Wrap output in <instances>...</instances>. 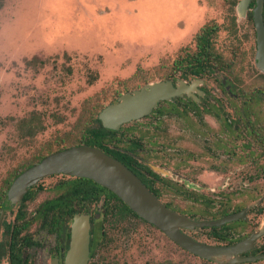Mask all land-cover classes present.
<instances>
[{
  "label": "rangeland",
  "instance_id": "obj_1",
  "mask_svg": "<svg viewBox=\"0 0 264 264\" xmlns=\"http://www.w3.org/2000/svg\"><path fill=\"white\" fill-rule=\"evenodd\" d=\"M233 1L239 0H0V184L38 150L74 140L78 123L81 127L93 105L101 107L99 113L123 92L166 75L181 54L195 50V35L202 27H221L215 48L231 59L235 39L226 28L228 19L236 17ZM238 22L243 38L244 20ZM251 42L244 41L243 48ZM241 74L247 89L250 75L246 68ZM30 119L43 127L33 138L25 129ZM141 126L125 125L123 134ZM58 182L42 180L28 208L53 197ZM205 187L211 206L190 201L193 219L244 205L224 183ZM97 221L112 240L103 264H215L181 250L136 218L108 213ZM185 233L213 244L207 230ZM42 239L53 245L51 237ZM0 264H7L6 259Z\"/></svg>",
  "mask_w": 264,
  "mask_h": 264
},
{
  "label": "flooded vegetation",
  "instance_id": "obj_2",
  "mask_svg": "<svg viewBox=\"0 0 264 264\" xmlns=\"http://www.w3.org/2000/svg\"><path fill=\"white\" fill-rule=\"evenodd\" d=\"M239 1H235L234 6L231 5L235 7L236 17L228 19L226 28L235 39V45L229 51L232 58H223L222 54L216 51L215 38L221 27L212 25L210 28L213 32V52L218 56L212 64L202 66V71L197 76L189 74L187 67L174 64L167 68L166 75L156 81L145 82L123 92L122 94L130 93L152 82H169L173 88L182 89L180 95L160 101L149 115L128 123L143 125L132 133L123 134V127L128 124L114 131L116 143L108 145L106 152L101 150L122 163L156 199L173 212L195 221L217 220L238 214L237 220L220 227L182 230L183 233L207 230V237L213 244L185 234L197 242L209 245H233L253 233L264 230V71L255 63L258 44L254 9L257 0H250L243 17H239L236 10ZM261 14L264 26V0ZM240 20H244L243 38L238 36L241 29L238 24ZM250 38L251 45L244 49L243 42ZM245 57H250L251 61L241 63ZM245 68L251 79L247 89L241 80V73ZM208 83L213 86L212 91L209 90ZM50 178L59 180L53 187V197L56 196L59 185L85 179L65 175H52L45 179ZM210 183H224L229 187L230 196H240V202L244 205H238L229 212L221 211L219 215H211L207 219L208 215H202L205 219H193L191 211L188 210V203L191 201L210 207L211 195L203 190ZM38 184L34 186L37 189L33 187L37 193L35 197L25 203L28 213L37 214L41 204L46 201L33 210L28 208V204H32L41 191ZM190 187L195 189L190 190ZM71 203L75 211L72 217L76 214L89 217L87 264H103L106 258L104 252L110 248L112 240H107L103 225L97 220L108 213L113 216H132L115 200L107 205L104 199L93 203L89 190L85 197H79ZM19 205H7L8 209L4 210L0 245L5 238L2 226L4 218L7 216L6 222L13 226ZM14 233L13 229L8 235L6 256L0 257L5 258L7 264H11L13 253L18 251H21L20 264H64L70 246V224L68 241L47 235L41 223H31L23 226L19 235L20 246L14 249ZM43 237H51L53 245L48 246ZM0 252H3L1 247ZM258 255H264V233L240 256Z\"/></svg>",
  "mask_w": 264,
  "mask_h": 264
},
{
  "label": "water",
  "instance_id": "obj_3",
  "mask_svg": "<svg viewBox=\"0 0 264 264\" xmlns=\"http://www.w3.org/2000/svg\"><path fill=\"white\" fill-rule=\"evenodd\" d=\"M249 2L250 0L239 1L236 7L239 17L245 16ZM262 2L263 0H257V6L254 9L258 44L255 63L264 71ZM181 90V87L173 88L169 82L149 83L140 89L120 95L116 102L105 106L99 112L97 119L103 128L117 131L123 125L149 115L160 101L170 100L171 97L180 95ZM52 175L85 178L109 190L140 219L157 228L182 250L201 260L215 264H244L264 260V255L240 256L249 250L264 230L228 246L197 242L182 230L220 227L237 220L239 215L232 214L217 220L195 221L173 212L156 199L122 163L100 149L88 145L53 152L21 172L12 181L7 191L6 204L10 207L19 205L31 188ZM3 216L4 210H1L0 228ZM89 232V217L81 214L74 215L70 223V246L64 264H87Z\"/></svg>",
  "mask_w": 264,
  "mask_h": 264
},
{
  "label": "trees",
  "instance_id": "obj_4",
  "mask_svg": "<svg viewBox=\"0 0 264 264\" xmlns=\"http://www.w3.org/2000/svg\"><path fill=\"white\" fill-rule=\"evenodd\" d=\"M235 3L236 2L233 1L231 5L234 6ZM210 27L211 26H204L200 29L195 35V50L193 52L181 54L174 62L175 65L187 67L189 74L197 76L202 71V66L212 64L214 58L218 56L213 52V32ZM100 108L99 105H93L92 109L89 111V116L84 119L81 127L78 123V128L76 129L77 136L74 140H66V143L56 142L53 146L47 145L48 147L43 148V150H38L30 159L19 163L7 174V177L0 184V212L8 208L6 204V194L12 181L21 172L38 163L45 156L56 151L80 145H88L106 152L108 150V145L116 143V132L103 128L100 121L97 119L99 114L98 110ZM25 129L26 135L33 138L37 133L42 131L43 127L40 121L30 119L26 121ZM34 188L25 195L20 205L17 207L18 212L15 216V224L12 226L6 221L2 224L5 238L0 245V247L3 248V252H0V257L6 256L5 248L9 240V233L14 229L15 238L13 239V248L15 249L20 246L18 245L19 242H21L19 235L23 226L25 227L27 224L30 225L31 223H41L47 235L56 236L58 240L68 241L69 224L72 220V214L75 212L71 202L79 197H85V193L88 190L90 191L91 201L93 203L104 199L105 205H107L111 203L112 200H115L130 216L141 220L109 190L88 179H77L75 182L59 185L57 193L55 192L56 196L43 202L37 214L28 213L25 203L31 201L37 194ZM141 221L144 222L143 220ZM11 259V264H20L21 251L14 252Z\"/></svg>",
  "mask_w": 264,
  "mask_h": 264
}]
</instances>
